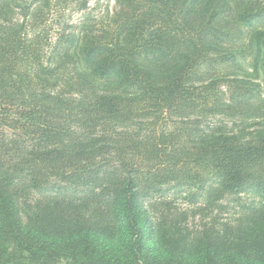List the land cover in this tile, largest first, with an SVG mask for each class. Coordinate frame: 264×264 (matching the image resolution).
<instances>
[{
  "label": "trees",
  "instance_id": "16d2710c",
  "mask_svg": "<svg viewBox=\"0 0 264 264\" xmlns=\"http://www.w3.org/2000/svg\"><path fill=\"white\" fill-rule=\"evenodd\" d=\"M116 1L0 0V264H264V0Z\"/></svg>",
  "mask_w": 264,
  "mask_h": 264
},
{
  "label": "rangeland",
  "instance_id": "374dc122",
  "mask_svg": "<svg viewBox=\"0 0 264 264\" xmlns=\"http://www.w3.org/2000/svg\"><path fill=\"white\" fill-rule=\"evenodd\" d=\"M120 9L116 0H89L88 9L85 12L91 11V13L99 17H112ZM81 12H73L69 17L70 21L78 22L81 20ZM239 63L244 69L250 71L251 69V55L248 53L245 55H239ZM230 77V76H229ZM251 198V195H247V201ZM166 200L170 204V210L174 214L183 217L185 222V228L192 235L199 233L204 227H218L221 223H236L240 217V208L234 206L232 202L227 200L220 201V204L225 209H218L209 206L205 201L197 200L195 202L191 193L187 192H170ZM165 207V205H158L151 213L153 217H157L159 210Z\"/></svg>",
  "mask_w": 264,
  "mask_h": 264
}]
</instances>
